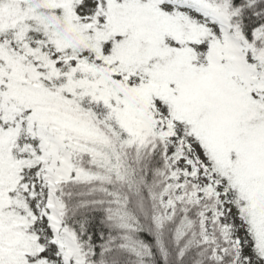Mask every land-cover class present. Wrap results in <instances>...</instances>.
<instances>
[{"label":"snow or ice","instance_id":"obj_1","mask_svg":"<svg viewBox=\"0 0 264 264\" xmlns=\"http://www.w3.org/2000/svg\"><path fill=\"white\" fill-rule=\"evenodd\" d=\"M0 264H264V0H0Z\"/></svg>","mask_w":264,"mask_h":264}]
</instances>
